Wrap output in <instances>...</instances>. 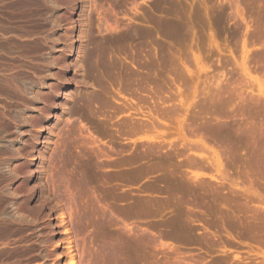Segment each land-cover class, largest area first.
<instances>
[{
	"label": "rangeland",
	"instance_id": "1",
	"mask_svg": "<svg viewBox=\"0 0 264 264\" xmlns=\"http://www.w3.org/2000/svg\"><path fill=\"white\" fill-rule=\"evenodd\" d=\"M88 3L86 64L79 78L88 88L72 93L43 160L45 192L73 226L78 264H170L179 254L180 264H216L220 258L221 264L225 257L233 261L227 264H264V0ZM46 15L43 23L57 32L56 12ZM158 17L164 22L156 36L160 43L147 35ZM127 33L131 44L123 39L108 46L112 35ZM52 34L57 40L59 33ZM50 56L41 55V62ZM104 60L114 65L115 74L100 82L98 71H107L99 67ZM24 80L31 100L27 110L19 107L14 115L28 133L24 122L40 111L42 101L37 81ZM13 169L7 168V175ZM11 188L5 193L11 195ZM9 209L17 222L35 223ZM155 209L162 213H147ZM180 216L191 217V224L185 222L201 235L186 246L176 238L180 251L162 247L171 238L161 228H172ZM255 226L258 234H251ZM35 230L29 248H7L0 252V264H48L40 229ZM108 232L114 235V251L102 244Z\"/></svg>",
	"mask_w": 264,
	"mask_h": 264
},
{
	"label": "bare ground",
	"instance_id": "2",
	"mask_svg": "<svg viewBox=\"0 0 264 264\" xmlns=\"http://www.w3.org/2000/svg\"><path fill=\"white\" fill-rule=\"evenodd\" d=\"M87 3H88V0H0V233H3L2 235H0V252H3L7 248L9 249V247H12V246H14L13 248L16 247L18 249L29 248V244L33 242L31 239V236L36 231L35 228H39L40 229L39 235L41 236L42 244H43V254H42L43 260L48 261V264H78V259H77L78 254H77V248H76L77 245H76L75 238L73 235V228H72L73 226H71L66 220V217L64 213L62 212L61 205L58 204V202L53 201L54 199L52 200L50 197H48L45 192V188L43 185V176H44L43 160H44V154L47 152L48 149L51 148V145L54 142L53 139L55 136V132L61 120L63 119V117L66 115L68 111V104H69L72 93L75 92L76 89L78 88H82V87L83 88L86 87V89L88 88V86H85V84L83 85L79 79L80 75L83 74L81 73L83 70V65L86 64L83 61V57H84L83 52L85 49L84 45H86L84 41H85V33H86L85 27L87 24L85 15L87 14L86 11L88 10L87 6H89L87 5ZM158 10H161V5H157V11ZM48 12H56V15L58 17L57 21L59 22L58 23L59 27L57 28V32L59 33V35L57 36L58 38L55 37L57 40H54L51 37V35H53L52 32L57 33L55 31L56 27L54 26L55 27L54 28L53 26H49V25L48 27L45 21L43 23V20L46 18L45 15ZM163 27H164V22L161 17H158L156 28L153 30L148 29L147 35L152 36L154 37V40H157L156 36L160 34ZM121 37L123 38L121 39ZM123 39L124 41L122 42H127L131 44V33L130 34L127 33L126 35H122V36H119L116 34L112 35L109 38V41L107 39L108 41L107 44L109 47H112L111 44L113 43L118 44L120 40H123ZM158 42L159 41L157 40V43ZM43 54H45V57H46V54L47 55L50 54L52 56V62H49L51 58L50 56L48 63H46L45 61H44L45 63H42L41 55ZM38 56L40 59V64H39L40 66L38 65L39 67H35V62H37ZM101 62L102 64L99 62L100 63L99 67L103 68L104 66L106 67L107 71H106V74H103L105 73L103 69H102L103 72H101V69L98 71L97 76L100 82H102L104 79L107 80L109 77L111 78V76L115 74L114 72L115 67L110 61L107 62L104 60ZM103 62L104 64L107 63L105 64L106 66L103 65ZM88 67H90V65ZM89 70H91V68H89ZM91 71L93 73V70ZM104 75L107 76V79L104 78ZM51 76L53 77L51 78ZM31 78H34V82L37 81V84L40 85V91H39L40 93L39 92L38 93L41 97L40 99L42 101V106L39 107L40 111L38 113L33 112L32 114H30L29 119L27 118L26 121L24 120L25 121L24 123L26 124V126L29 125L30 127V130L28 133H26V130L23 131L27 134V135H24L22 132V125H21L22 121L21 122L19 121L20 123L17 122V120L15 119L14 111H16L15 109L19 107H22L24 109V106H25V110H27L26 107L29 106L28 103L31 99L29 98V95L27 94V92L24 91V87H23L24 85H22V82L27 81L24 79H31ZM110 78L109 80H111ZM48 80L50 81L48 82ZM82 81H84L83 77H82ZM108 82H109L108 86H110L109 85L110 81ZM105 83L107 82L105 81ZM96 84L98 87H102L101 83H100V86L98 83ZM106 88L107 87H105V89ZM35 100L37 101V99ZM10 167L14 168L13 169L14 174L12 176L7 175L8 172L6 173L7 168L10 169ZM7 187H10V190L12 189L11 187H13V191H11L12 193L9 191L11 195L5 193L6 189L4 190V188H7ZM8 208L13 210L14 213L16 214L19 213L20 217H22L21 215H23V218L30 217L33 220L35 219L34 220L35 223L32 224L33 227L31 224H28L27 221H26L27 222L26 224L24 220H19L17 216L16 217L18 218V222L16 221L17 220L16 218H15L16 220L12 219L14 217V214L12 212V215H11V212L8 211ZM190 209H189V212H190ZM182 210L184 211V209ZM179 212L181 213L182 211L180 210ZM189 212H187L186 215L187 214L189 215ZM147 213L157 215L158 213L159 214L162 213V210L160 209L149 210ZM234 215H232V217L236 219L238 218L236 216H239V215H236V216ZM147 216L149 217V215ZM181 216H180L181 219L178 218L179 219L178 221H181L179 223L176 221L177 218L175 220L173 219L174 222L176 221L175 222L176 225H174L172 228H169V227L165 228L164 227L165 224L164 223L161 224V225L164 224L163 227L165 229L163 228L161 229L164 231L166 230L165 233H168L175 237L174 238L175 240H174L169 235L171 240L169 239L166 242L163 241L161 244L162 247L167 246L168 249L170 247V248H173L174 250L177 249L178 251H180L178 246L179 244H181V242L183 244V241L189 240L188 242L185 241L186 244L184 242L183 245L186 246L190 242V240H193L197 238L198 235H201V234H196V233L193 234L194 232L191 231L192 229L189 228V224L192 223L190 219L191 217L187 218L188 220L190 219V222L188 224V222L187 223L185 222L188 220L187 219L185 220L184 217L182 220ZM14 220L16 222H14ZM241 220L242 218L239 220V223L241 222ZM243 221L245 220L243 219L242 222ZM235 223L237 222L235 221ZM11 225L15 227V232L14 234L10 232L11 234L9 235L8 233L12 229ZM256 226L249 228L251 232L250 231L248 232H250L251 234L255 233V232L252 233L253 231L257 232L259 228ZM101 227H104V226H101ZM190 227L192 228L194 226L191 225ZM233 227H237V226H233ZM104 229L105 227L103 228V230ZM110 232H108L109 233L108 239L106 238L108 241L104 239L105 238L103 237L104 234L100 235V237L101 236L103 237L102 244L104 243L103 244L104 246L106 244L105 247H107V245L108 246L110 245V248L112 247L111 249H113L114 251L116 247L115 246L113 248L114 246L113 236L114 235L113 233H110ZM146 232H148V230ZM160 236H162V234ZM228 236L232 237L231 233ZM176 238L179 239V242H178L179 244L174 242L178 240ZM201 239L202 238H200V240ZM103 245H102V248H103ZM111 249L109 251H111ZM101 250L103 251V249ZM174 250H171V252ZM176 251H174L173 253H175ZM111 252L109 253L111 254ZM101 253L102 252L100 251V254ZM178 253H181V252H178ZM110 254L109 255L104 254V255L105 257L107 256L110 257ZM0 256H2L3 258L4 254ZM178 256L182 257L181 254H179ZM178 256L176 257V259H174L175 257L174 256L173 257L174 260L172 259L174 263L172 261L170 262V264L177 263V260L179 259ZM226 258L227 257H225V259L222 258L224 260L221 262V264H227L229 263V260L232 261L229 257H228L229 259L228 258L226 259ZM5 259L7 258L5 257ZM5 259H4V262H5ZM180 259H183V258H180ZM180 259H179L178 264L182 263V260L180 262ZM0 261L2 262L1 259ZM40 261L42 262V260ZM166 261L167 260H165V262ZM219 261H221V258L220 260H218V262ZM165 262L163 260L164 264H166L168 261L166 263ZM249 262L248 264H251ZM85 264H91V263L87 262ZM244 264H247V262H244Z\"/></svg>",
	"mask_w": 264,
	"mask_h": 264
},
{
	"label": "flooded vegetation",
	"instance_id": "3",
	"mask_svg": "<svg viewBox=\"0 0 264 264\" xmlns=\"http://www.w3.org/2000/svg\"><path fill=\"white\" fill-rule=\"evenodd\" d=\"M198 257H205L204 255H200L198 253H195Z\"/></svg>",
	"mask_w": 264,
	"mask_h": 264
}]
</instances>
